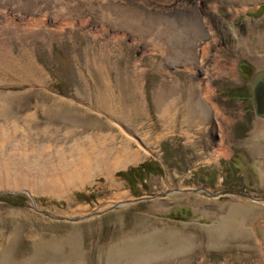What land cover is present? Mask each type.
Here are the masks:
<instances>
[{"label":"rangeland","instance_id":"obj_1","mask_svg":"<svg viewBox=\"0 0 264 264\" xmlns=\"http://www.w3.org/2000/svg\"><path fill=\"white\" fill-rule=\"evenodd\" d=\"M261 5L0 0V157L6 172L30 167L19 188L0 180V264H264V118L250 79L264 70ZM114 8L135 10V27ZM54 17L61 28L43 26ZM83 19L128 36L94 35ZM172 99L180 110L162 117ZM143 162L155 172L135 193L118 172Z\"/></svg>","mask_w":264,"mask_h":264},{"label":"bare ground","instance_id":"obj_2","mask_svg":"<svg viewBox=\"0 0 264 264\" xmlns=\"http://www.w3.org/2000/svg\"><path fill=\"white\" fill-rule=\"evenodd\" d=\"M114 9H116V11L118 12V14L120 15V17H122L123 19H124V21H125V24H129L130 25V23H131V20L132 19H134L136 16H139L138 15V13H136L135 12V10L134 11H130V9L129 10H126L125 8H114ZM132 16H134V18L132 17ZM73 17V16H72ZM57 18H59V17H54V18H52V19H50V18H47V19H45V21H43V26H54L55 28H58V27H60L59 25L60 24H57V20H59V19H57ZM65 18H67V19H71V17L70 16H68V17H62V19H65ZM131 18V19H130ZM137 18V17H136ZM74 19H76V18H74ZM74 19H72V20H70L71 22H72V24L73 25H76L77 24V22L76 21H74ZM54 20H56V21H54ZM118 20V19H117ZM129 20V21H128ZM136 19H134V21H135ZM128 21V22H127ZM137 21V20H136ZM83 23H84V25L82 24V26L83 27H85V28H83V29H85V30H87V31H91L92 32V34H98L99 32H102V31H109L110 33V35L112 36V39L113 40H120L121 38H123V37H125V36H128L127 34V32L126 31H128L127 29L126 30H124V29H119V30H117V28L116 29H114V31L112 30V32H111V28L110 27H108V25H106V23L105 22H103V23H100L99 25H96V26H92L91 25V22L88 24V25H86L89 21L87 20H84L83 19V21H82ZM119 22V21H118ZM86 25V26H85ZM100 26V27H99ZM130 26H134L135 27V24L134 25H130ZM61 28V27H60ZM34 32V31H33ZM122 40V39H121ZM120 40V41H121ZM201 48H200V54H199V56H200V58H201V61L203 62V63H205L206 61H207V59H208V45H204V46H200ZM186 57V56H185ZM188 57V56H187ZM217 60V59H216ZM140 61V60H139ZM139 64V63H138ZM183 64H184V62H183ZM185 66H187V68H194V66L192 65V64H189V65H187V63H185L184 64ZM216 66V65H215ZM138 68V67H137ZM207 70H208V73H212V70H214L215 71V69L213 68V69H211L209 66L207 67ZM139 70L138 69H136V73L138 72ZM213 71V72H214ZM141 73V72H140ZM211 75V74H210ZM135 77V76H134ZM138 77V76H137ZM136 81V80H135ZM138 81V80H137ZM136 85V84H135ZM204 99H205V102H207L208 100H211V92H209V91H207V93H205L204 94ZM203 99V98H202ZM210 102V101H209ZM210 107H211V109H213V112L215 113V115L219 118V114H220V109H219V107L215 104V103H212L211 102V104H210ZM180 108L181 107H178V101H176V99H172V100H170L169 102H167L166 104H165V106L163 107V110H162V112H161V116L162 117H166V115L168 114V113H170V112H172V110H175V109H177V111L178 110H180ZM222 114V113H221ZM178 115V114H177ZM221 118H223V116L221 117ZM220 122H225V121H223V120H221ZM220 128H222V132H223V135L224 136H226L227 135V128H226V125H223V124H220ZM190 133H188L187 135L190 137V136H192V135H189ZM221 142L219 143L220 145H219V147H217V149L215 150V154L217 155V156H221V155H223V154H226V153H228L229 152V146L226 144V142L224 141V139H222V140H220ZM135 158H136V156L134 155V153H133V155H131V157H129L128 159H126V161H124L125 163H128V161L129 162H131V161H133V160H135ZM75 158L74 157H72L71 159H68L69 160V162H74L75 160H74ZM103 160V159H102ZM123 161V160H122ZM9 161H5L4 160V158H2V157H0V180H2V174H6V175H8V174H12V175H16V176H14V177H12V178H9L8 177V179L10 180V181H12V183L14 184L13 186H17L18 188L20 187V185H18L17 184V182H21L20 180H21V176H19V174H23L24 173V171H26L27 170V168H30L29 166H27L26 164H23V163H20V164H18L19 166L16 168V167H14V169H13V171L11 170V172H6L7 171V169L9 168ZM41 166V169L43 170V165H40ZM28 172V171H27ZM29 173L31 174V172L29 171ZM46 176H45V178H44V181H42V182H40V183H38V184H40L41 186H44L43 188H48L49 186H51V180L50 179H48V177H47V174H45ZM42 176H44V174L42 173ZM85 176V175H84ZM53 182V181H52ZM54 195V194H53ZM57 195V194H56Z\"/></svg>","mask_w":264,"mask_h":264},{"label":"water","instance_id":"obj_3","mask_svg":"<svg viewBox=\"0 0 264 264\" xmlns=\"http://www.w3.org/2000/svg\"><path fill=\"white\" fill-rule=\"evenodd\" d=\"M251 86H252V103L254 110H255V114L258 117L264 118V70H256L253 74V76L251 77ZM13 193H18V192H23V193H28L25 190H20V191H11ZM156 195H151V196H142L139 198H135L132 200H127V201H123V202H119L117 203L115 206L120 205V204H125V203H131V202H137V201H141L144 200L148 197L150 198H154ZM96 213H91L89 215H87V217H90L92 215H95ZM79 218H74L72 220H78Z\"/></svg>","mask_w":264,"mask_h":264},{"label":"trees","instance_id":"obj_4","mask_svg":"<svg viewBox=\"0 0 264 264\" xmlns=\"http://www.w3.org/2000/svg\"><path fill=\"white\" fill-rule=\"evenodd\" d=\"M259 10L264 11V5H261L259 7ZM254 72V71H253ZM252 72V74H253ZM151 163H145L143 162L142 164H140L138 167H131L128 170H124V171H119L118 175L124 177L125 179H127L128 184L130 185V188L137 193L138 192V187H139V183L142 182L144 180V176H143V171L149 170V173L151 172H155L154 170L151 171ZM4 195V194H2ZM10 195L11 198H23L25 199V196L21 193L18 194H13V193H8L5 194L4 196H8ZM81 197H85L82 194L80 195Z\"/></svg>","mask_w":264,"mask_h":264},{"label":"crops","instance_id":"obj_5","mask_svg":"<svg viewBox=\"0 0 264 264\" xmlns=\"http://www.w3.org/2000/svg\"><path fill=\"white\" fill-rule=\"evenodd\" d=\"M250 79H251V77H250Z\"/></svg>","mask_w":264,"mask_h":264}]
</instances>
